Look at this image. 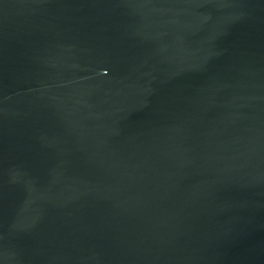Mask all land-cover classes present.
<instances>
[{"label":"water","instance_id":"water-1","mask_svg":"<svg viewBox=\"0 0 264 264\" xmlns=\"http://www.w3.org/2000/svg\"><path fill=\"white\" fill-rule=\"evenodd\" d=\"M0 264H264V0H0Z\"/></svg>","mask_w":264,"mask_h":264}]
</instances>
